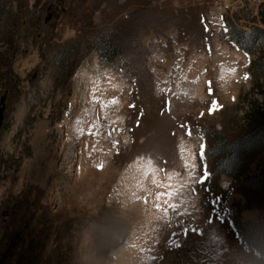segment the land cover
I'll return each mask as SVG.
<instances>
[{
    "label": "rangeland",
    "instance_id": "obj_1",
    "mask_svg": "<svg viewBox=\"0 0 264 264\" xmlns=\"http://www.w3.org/2000/svg\"><path fill=\"white\" fill-rule=\"evenodd\" d=\"M6 5L0 253L14 212L33 201L53 223L39 264L57 252L71 264H264L236 229L262 227L244 181L264 167V135L253 136L241 169L219 168L210 152L247 136L246 114L264 105L250 76L258 54L231 45L226 29L260 27L264 0ZM166 175L189 185L186 214L169 210L168 220L156 208L167 189L152 182L168 184Z\"/></svg>",
    "mask_w": 264,
    "mask_h": 264
},
{
    "label": "trees",
    "instance_id": "obj_2",
    "mask_svg": "<svg viewBox=\"0 0 264 264\" xmlns=\"http://www.w3.org/2000/svg\"><path fill=\"white\" fill-rule=\"evenodd\" d=\"M6 1L9 0H0V17L6 15V11L9 12ZM260 25L249 26L245 31L230 23L226 25V29L231 45L249 55L258 54L251 61L252 90H261V94H264V11H261ZM246 119L251 128L247 136L232 143L226 141L232 147L211 148L210 152L219 157V168L224 165L228 169H241L244 166L243 159L253 150V136L256 133L264 135V105H252ZM244 186L247 189L246 205L262 213V227L258 229L253 223L246 221L236 229L247 248L264 258V167L257 174L248 177ZM13 215L14 219L7 229L6 247L0 253V264H39L53 229L52 218L48 216V212L38 215L33 201H25ZM68 259V253L57 252L53 257V264H71Z\"/></svg>",
    "mask_w": 264,
    "mask_h": 264
},
{
    "label": "snow or ice",
    "instance_id": "obj_3",
    "mask_svg": "<svg viewBox=\"0 0 264 264\" xmlns=\"http://www.w3.org/2000/svg\"><path fill=\"white\" fill-rule=\"evenodd\" d=\"M205 30L208 31L207 26L205 27ZM231 71H234L231 70ZM245 79H247V76H245ZM211 91V89H210ZM94 102H100L98 99L94 100ZM111 103H116L115 100H113ZM107 105L104 103H101V107H106ZM134 107V105L132 106ZM213 109L217 107L216 102H213ZM212 109H210L211 111ZM183 127V126H182ZM91 134V133H90ZM190 134V132H189ZM203 146H201V157L203 156ZM152 166V162L149 160L146 162L145 168H151ZM102 167V165H101ZM185 167L189 169L188 172V178H192L194 175V165L185 164ZM144 174L147 176L149 175V172L145 170ZM208 173L205 170L203 175L199 178V180L197 182L203 184L205 182V180L207 179ZM167 180L169 181L168 184H163L161 185L160 182L155 179V177H153V184H157L158 186H162L164 188L167 189V191H163V192H158L156 194V208L159 211L163 212V219L168 220V212L169 210H172V212L178 216H182L184 214H186L184 211H180V209H182V207L185 205V190L188 189L189 185L187 183V180L185 179H181L178 181V183L176 184H172L171 181L173 179V177L171 175H166ZM194 191V189L192 190ZM165 205L164 207H162V204ZM185 232L188 231L187 228L184 229Z\"/></svg>",
    "mask_w": 264,
    "mask_h": 264
},
{
    "label": "water",
    "instance_id": "obj_4",
    "mask_svg": "<svg viewBox=\"0 0 264 264\" xmlns=\"http://www.w3.org/2000/svg\"><path fill=\"white\" fill-rule=\"evenodd\" d=\"M5 99H6V95H3L0 99V126H1L2 120H3V112H4V108H5Z\"/></svg>",
    "mask_w": 264,
    "mask_h": 264
}]
</instances>
